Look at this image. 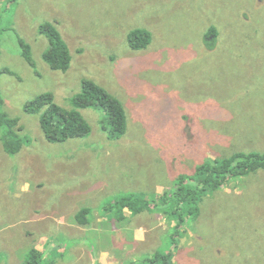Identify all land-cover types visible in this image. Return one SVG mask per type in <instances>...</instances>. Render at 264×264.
I'll use <instances>...</instances> for the list:
<instances>
[{
  "label": "rangeland",
  "instance_id": "1",
  "mask_svg": "<svg viewBox=\"0 0 264 264\" xmlns=\"http://www.w3.org/2000/svg\"><path fill=\"white\" fill-rule=\"evenodd\" d=\"M44 23L70 48L67 73L43 59ZM136 28L152 33L148 49L130 48ZM0 40V112L27 140L9 155L0 139V264H26L34 250L37 264H150L157 251L173 264H264V171L208 193L175 239L162 213L120 222L105 211L134 193L153 204L210 158L264 152V0H0ZM84 80L124 104L127 134L110 140L106 113L90 108L88 137L48 142L26 103L52 92L71 109ZM84 208L86 226L76 221Z\"/></svg>",
  "mask_w": 264,
  "mask_h": 264
},
{
  "label": "trees",
  "instance_id": "2",
  "mask_svg": "<svg viewBox=\"0 0 264 264\" xmlns=\"http://www.w3.org/2000/svg\"><path fill=\"white\" fill-rule=\"evenodd\" d=\"M40 35L49 40V48L44 52L43 59L50 68L57 72L67 73L72 65V54L61 32L54 23H44L40 27ZM218 36L216 28H211L205 35L207 46L214 47ZM21 54L29 65L36 70L37 65L32 55L31 45L18 37ZM153 35L145 28H136L128 35L129 46L133 51L148 49L152 44ZM1 56V40H0ZM16 76L9 69L1 74ZM38 73V71H37ZM20 78L19 76H17ZM71 109H65L56 102L52 92L43 93L25 105V112L40 117V126L48 142L57 144L71 139L88 137L92 132L90 123L81 110L97 109L106 113L102 129L113 141L122 139L128 132V116L124 104L105 88L91 80H84L82 90L71 99ZM24 129L20 120L10 117L6 112H0V139L4 150L9 155L19 154L26 144L22 136ZM264 171V152H236L227 158H210L199 165L194 175H181L177 184L171 190L152 201L144 194L134 193L116 199L115 203L105 208L107 216L117 221L127 218V211L132 216L146 211L162 213L176 221L172 237L175 239L181 233L182 227L200 213V203L208 193L219 191L235 179L246 177ZM154 205V206H153ZM162 206L170 210L165 211ZM92 210L84 208L77 215V224L86 226ZM182 234V233H181ZM177 244L178 241H173ZM150 264H173V254L155 252L147 259ZM39 263L38 251L34 250L26 264Z\"/></svg>",
  "mask_w": 264,
  "mask_h": 264
},
{
  "label": "flooded vegetation",
  "instance_id": "3",
  "mask_svg": "<svg viewBox=\"0 0 264 264\" xmlns=\"http://www.w3.org/2000/svg\"><path fill=\"white\" fill-rule=\"evenodd\" d=\"M212 39L214 38V36L211 37Z\"/></svg>",
  "mask_w": 264,
  "mask_h": 264
}]
</instances>
